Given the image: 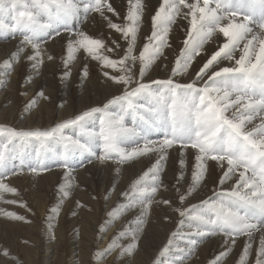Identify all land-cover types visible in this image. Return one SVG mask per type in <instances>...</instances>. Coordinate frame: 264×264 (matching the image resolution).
<instances>
[{"label": "bare ground", "instance_id": "obj_1", "mask_svg": "<svg viewBox=\"0 0 264 264\" xmlns=\"http://www.w3.org/2000/svg\"><path fill=\"white\" fill-rule=\"evenodd\" d=\"M27 1L24 0L25 3ZM73 2L78 4L81 20L79 23L76 20L69 21L70 27L74 31H83L91 38L103 39L107 47L112 49V51L100 49L99 55L108 56L109 59H120L127 48V42L119 32L108 26L107 19L117 24H128L125 18L130 2L133 11L137 2L142 5L133 51V55L138 57L144 45L149 43V37L153 32L152 17L159 10L163 0H106L114 9V12L105 10L107 19L95 11L90 12L85 18L83 8L89 0ZM187 2L192 3L194 0ZM210 6L215 8V0H212ZM10 7L11 0H5L4 8ZM230 10L236 12L237 22L248 16V26L254 33H259V26L264 23V18L258 4L250 8L247 4L242 5L240 0H230ZM186 11L187 9L182 8V13ZM224 14L227 16V13ZM1 16L13 18L14 13L5 11L0 13V19ZM46 17L43 16V19ZM189 20L190 17L186 20L182 16H177L175 22L170 25L158 23L157 28L162 35L163 28H168L167 45L140 82L150 83L153 80L173 78L179 83H190L195 79V71H198L205 62L201 59L206 54L205 50L210 55L211 50L223 43V36L220 33L214 34L205 45V49L194 58L188 71L172 77L171 69L175 66L183 41L187 38ZM221 23L227 24L228 20ZM67 37L68 33L61 29L59 36L50 32L48 36L39 40L43 62L34 70L28 61V56L32 54L30 46L23 50L17 60L6 66L9 57L16 52L23 38L19 33L13 35L11 31L0 30V127L16 131L47 130L85 111L103 108L109 100L122 95L123 86H118L110 77L123 73L112 68L102 70L101 61L93 59L82 48L68 61L67 70L71 72V76L66 82L62 80V74L66 70L64 62L68 60ZM112 41H116L122 47L116 48ZM49 55L53 57L52 60L48 59ZM84 67L88 69L86 77L83 76ZM139 68L137 60L132 66L134 80L140 79ZM104 71L109 75L105 76ZM28 80H31L30 84ZM135 86L133 84L129 87ZM198 86L202 87L203 83ZM41 91L47 99L38 95ZM33 100L35 103L28 110L26 106ZM135 103L148 109L153 106L154 101L152 97L145 95L137 98ZM109 111L119 115L122 113L121 105H111ZM94 114L96 116L87 120L85 128L91 132H99L100 121H97V116L100 117L102 113ZM228 114L231 115V111ZM260 122L257 117L251 124H246V128L251 130ZM136 124L141 135H146L154 141L163 139L160 129L152 128L138 118ZM125 125L133 126L131 114L125 115ZM64 135L74 139L80 138V131L77 128H67ZM140 143L142 145V141ZM5 145L10 152H20L19 143L15 141L9 143L7 133L0 136V151H3ZM120 147L130 151L135 145L125 141ZM178 149L179 144L168 150V160L160 173L155 194L131 191L132 184L137 180L141 181L138 189L141 187L150 189L153 186L151 173L144 177V173L155 162V156L152 154H149L151 159L149 156L135 157L118 165V157L115 155L103 162L97 159L102 154V149L96 146L94 148L96 155L92 157L91 162L87 153L74 152L68 159V165L64 166L55 155H51L40 161L47 164L48 170L37 174L30 171V167L37 166L35 149L31 146L23 150L22 160L7 159L6 175L2 179L9 187L15 188L16 192H0V264H212V261L225 251L223 235L217 234L204 239L192 235L193 230L187 225L181 228L179 224L181 217L174 210L175 207L181 206L175 192V187H179L177 178L181 171L179 165L181 152ZM60 151L61 146L54 147V152ZM194 153L195 150L191 148L183 150L185 166L181 190L185 192L191 184ZM221 175L222 170L215 167L214 161L209 160L204 180L182 207L187 209L199 206L203 199L212 196L213 190L219 187ZM236 179L238 173L222 187L230 188ZM63 180L69 195L61 200L59 188L56 186L60 187ZM48 181L51 182L49 186ZM43 190L54 193V196L48 200L43 199ZM124 191H129L130 195L142 196L145 205L150 203L147 212L142 215L138 205L131 210L126 209L128 198L122 195ZM165 199L173 200V206L165 205L163 203ZM48 204H51V209L46 212L45 219L40 221L38 216L43 217L44 206ZM54 207H59V212L55 218H51V210ZM9 212L25 219L19 220L6 215ZM109 213L114 215L110 216ZM33 221L41 224L42 228L33 229L31 224ZM59 227H62V231L60 235L55 236L53 228ZM12 231L17 235L18 250L25 253L24 257L28 262L17 254L19 252L14 247L6 246L4 239H8ZM122 231L128 233L127 237L119 239L116 248L107 252L109 244ZM57 232L59 233V230ZM133 233L137 237L135 248L129 254H124L123 249L132 243ZM259 238L260 234L257 233L252 242L248 264H255ZM245 240L244 237L238 238L237 244L227 257L221 260V264H238ZM23 242L25 244H22ZM5 252L8 253L7 256ZM97 253L103 255L98 256Z\"/></svg>", "mask_w": 264, "mask_h": 264}, {"label": "snow or ice", "instance_id": "obj_2", "mask_svg": "<svg viewBox=\"0 0 264 264\" xmlns=\"http://www.w3.org/2000/svg\"><path fill=\"white\" fill-rule=\"evenodd\" d=\"M211 2L212 0H202L201 4V0H194L192 3L187 0H163L159 10L152 17L153 32L149 43L144 45L143 51L137 57L133 55V51L142 5L137 2L133 11L130 2L125 18L129 23L117 24L105 16V10L114 12L110 3H106V0H89L83 8L84 17L92 11L99 13L107 19L108 26L119 32L127 42V48L120 59H109L108 56L99 55L100 49L112 51L103 39L91 38L83 31H74L70 27L69 21L76 20L79 23L81 20L80 9L73 0H33L30 7L24 0H11V7L8 9L4 8L5 0H0V13L13 12L15 21L14 25L9 27L0 20V29L11 31L13 35L18 32L23 37L6 66L17 60L23 50L30 46L32 54L28 56V61L34 70L37 69L43 62L39 38L48 36L50 32L59 36L63 29L68 33V60L64 62L66 70L62 74V80L66 82L71 76V72L67 70L68 61L81 48L93 59L101 61L102 70L112 68L123 73L110 77L118 86H123L122 95L109 100L103 108L85 111L47 130L16 131L0 127V136L7 133L8 142H18L20 149V152H10L5 145L3 151H0V192H16L15 188L9 187L2 179L6 175V160H22L23 150L29 146L35 149L37 159V166L30 167L33 174L48 170L47 164L40 161L50 155H55L64 166L68 165V159L74 152L87 153L91 162L92 157L96 155L94 148L99 146L102 154L97 159L101 162L114 155L118 157V165L135 157L149 154L155 156V162L144 173V177L151 173L153 186L150 189H138L140 180L131 186L132 192L155 194L160 173L168 160V150L179 144L181 171L177 178L179 187H175V192L181 206L175 207L174 210L181 217V228L187 225L193 230L192 235L202 239L217 234L223 235L225 251L221 252L212 264H221V260L227 257L237 244V239L241 237L246 240L238 264H248L252 242L259 233L255 264H264V23L260 24L259 33H254L248 26V16L241 22L236 21V12L230 10V0H215V8L210 6ZM240 3L247 4L250 8L258 4L264 18V0H240ZM21 8L24 10H20ZM182 8L187 11L182 13ZM224 13H227V16ZM41 15L47 16L46 22L40 19ZM177 16L186 20L190 17V20L187 38L183 41L175 66L171 69L172 77L188 71L194 58L200 55L214 34H222L223 43L211 50L210 55L205 50V56L201 57L205 62L195 71V79L190 83H179L173 78L153 80L150 83L140 82L167 45L168 28H163L162 35L157 28L158 23L170 25L175 22ZM226 19L228 23L222 24ZM112 43L118 49L122 47L116 41ZM48 59L52 60L53 57L49 55ZM137 60L140 64V79L134 80L132 66ZM87 74L88 69L84 67L83 76L86 77ZM104 75L109 74L104 71ZM201 82L203 86L199 87ZM30 83L31 80H28V84ZM133 84L136 86L129 87ZM153 85L157 87L154 88ZM38 95L47 99L43 91ZM145 95L152 97L154 101L153 106L148 109L135 103L137 98ZM34 103L35 100L26 106L28 110ZM114 104L121 105V114L109 111L110 106ZM230 111L231 115L228 114ZM94 113H102L99 132H91L85 128L87 120ZM128 114L133 116L132 127L125 125V115ZM257 117L261 122L248 130L246 124H251ZM137 118L152 128L160 129L163 139L154 141L146 135H141V132L137 131ZM67 128L79 129L80 138L65 136L64 130ZM125 141H130L135 147L130 151L121 148L120 144ZM55 146H61L62 151L54 152ZM188 148L195 150V163L191 184L185 192L181 190L185 166L183 150ZM149 158L151 159V156ZM209 160L214 161L215 167L222 170L219 187L213 190L212 196L203 199L199 206L183 208V203L204 180ZM237 173L238 179L230 188L222 187ZM66 189V184L60 185L61 200L69 195ZM122 195L128 198L126 209L131 210L138 205L142 215L147 212L150 203L145 205L142 196L130 195L129 191H124ZM148 199L150 201L151 196ZM163 203L173 206L174 202L165 199ZM77 206H80L79 202ZM58 212L59 207H54L51 210V218H55ZM6 215L19 220L25 219L15 213L9 212ZM127 235V232H120L109 244L107 252L114 250L117 241ZM136 239L133 233L132 243L123 249L124 254H129L135 248ZM4 254L8 255L7 252ZM97 255L101 256L103 253Z\"/></svg>", "mask_w": 264, "mask_h": 264}, {"label": "rangeland", "instance_id": "obj_3", "mask_svg": "<svg viewBox=\"0 0 264 264\" xmlns=\"http://www.w3.org/2000/svg\"><path fill=\"white\" fill-rule=\"evenodd\" d=\"M32 2H33V0H28L27 2H26V4H28L29 5V7L32 5ZM21 10H24L23 8H21ZM43 16H46V15H41V17H40V19L42 20V21H44V22H46L47 21V17H46V19L44 20L43 19ZM0 20H3V22H4V24L5 25H7V26H9V27H12L13 25H14V23H15V21L13 20V18H7V17H3V16H1V19ZM0 30H4V29H0ZM18 34V32L16 33V35ZM46 37V36H45ZM45 37H40L39 38V40H42L43 38H45ZM23 38V37H22ZM154 104V103H153ZM82 114V113H81ZM94 116H96L95 114H93L92 115V117H94ZM91 118V117H90ZM89 118V119H90ZM100 118H101V116L99 117V116H97V121H100ZM88 119V120H89ZM31 148H33V147H31ZM28 151V150H27ZM51 156V155H50ZM30 181H32V180H30ZM30 183V182H29ZM48 185L47 186H49L50 184H51V182L50 181H48ZM62 184H65V181L63 180V183ZM61 184V185H62ZM55 186H56V184H55ZM45 188V187H44ZM43 188V189H44ZM56 188H59V187H57L56 186ZM39 194H41V192L39 193ZM42 195H43V199H45V200H48V199H51L53 196H54V193H52V192H50V191H47V190H43V193H42ZM26 198H27V196H26ZM51 209V204H48V205H46V206H44V213H43V217L42 216H38V218H39V220L40 221H42V220H44L45 219V216H46V212L47 211H49ZM31 224H32V226H33V229H38V228H42V225L41 224H38V222H36V221H33V222H31ZM52 226V225H51ZM59 230V233L57 232L56 233V231H58ZM62 231V227H59V228H53V232H54V235L55 236H58V235H60V232ZM5 240V244H6V246H11V247H14L15 248V250L17 251V252H19V253H17L23 260H25V261H27L26 259H25V253L24 252H22V251H20V250H18V247H17V245L16 244H19L18 243V241H17V235H16V233L15 232H13L12 231V233L10 234V236H9V238L8 239H4ZM22 244H25L24 242L22 243ZM21 244V245H22ZM144 261V260H143ZM28 262V261H27ZM96 263V262H95Z\"/></svg>", "mask_w": 264, "mask_h": 264}]
</instances>
